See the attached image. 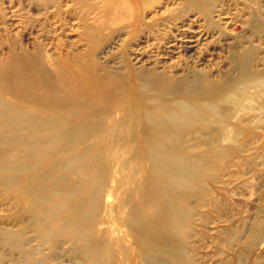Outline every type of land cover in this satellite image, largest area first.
Returning <instances> with one entry per match:
<instances>
[{"label":"bare ground","instance_id":"bare-ground-1","mask_svg":"<svg viewBox=\"0 0 264 264\" xmlns=\"http://www.w3.org/2000/svg\"><path fill=\"white\" fill-rule=\"evenodd\" d=\"M40 1L47 8L53 6L50 12L60 26L64 21L56 11L66 6L67 13H72L82 2ZM88 1L84 8L90 11L96 6ZM160 2L103 0L102 9L112 11L113 17L96 16L98 22H90L87 17L71 30L77 31L82 41L81 36L91 25L126 21L128 31L136 26L141 29L155 16L145 15L144 11ZM178 4L185 5V9L201 10L205 6L208 17L214 9L210 0H181ZM43 15L49 18L47 9ZM9 24L15 25V21ZM25 49L0 57V189L10 204H20L18 215L29 212L27 220L19 224L36 222L51 243L57 242L55 238L59 236L64 243H70V251L77 254L75 264H115L120 253L123 257L119 264H168L179 259L185 247L190 264H198L192 262L190 243L185 244L183 235L195 211L189 210L185 199L199 196L202 187L211 193L208 180H219L224 162L230 161L237 150L208 142L202 153L194 154L202 145L189 146L187 142L200 134L213 135L216 140L225 136L233 139L230 133L234 130L227 121L243 106L240 98L230 110L216 93L227 84L212 82L198 72L182 82L176 77L136 71L131 84L139 95L133 94L125 90V76L116 75L109 83L97 71L91 46L84 52L73 50L51 60L54 67H58V60L62 64L58 72L46 70L41 60L30 57ZM235 59L245 73L251 70V50H244ZM251 83L253 88H264V80ZM56 86L58 90L53 89ZM176 87L189 98L173 94ZM61 89L63 93H59ZM111 92L123 93L124 98L115 120L110 118L106 127L105 122L94 118V105L79 98L103 97ZM67 104H77L84 111L74 113ZM210 123H218L219 127ZM108 132L123 138V143L111 147L109 157L108 148L89 146L90 138L100 140L99 136ZM27 137L32 139L28 141ZM200 198L204 200L206 196ZM111 216H117L118 224L110 222ZM117 225L124 228L123 233ZM24 227L2 229L3 243L20 248L26 245ZM257 230L248 248L264 236V224ZM126 241L136 249L134 253ZM24 252L26 264H51L49 259H37L30 250ZM231 256H235L236 264H243L238 252ZM262 257L256 256L253 264H264Z\"/></svg>","mask_w":264,"mask_h":264},{"label":"rangeland","instance_id":"rangeland-1","mask_svg":"<svg viewBox=\"0 0 264 264\" xmlns=\"http://www.w3.org/2000/svg\"><path fill=\"white\" fill-rule=\"evenodd\" d=\"M90 1L96 6L90 11L84 8L89 5L88 0H82L72 13H67L66 6L63 11H56L64 21L60 26L54 13L50 12L53 6L47 8L43 1L1 0L0 57H8L25 47L27 54L41 60L46 70L58 72L62 64L58 60V67H54L51 60L73 50L84 52L86 47L91 46L97 71L109 83L116 75L125 76V90L133 94L137 92L138 95V90L131 84L136 71L181 80L198 72L212 82L226 83L224 90L216 92L219 96L217 99H223L230 110L238 97L243 103L236 116L227 121L234 130L230 133L234 138L225 136L216 140L213 135L196 134L198 136L190 141L191 144L189 141L187 143L189 146L202 145L194 150V154L202 153L208 146L204 144L208 142L223 147L234 146L237 152L230 161L224 162L219 180H208L211 193L202 187L199 196L190 195L185 199H188L189 210L195 211L190 225L184 226L183 235L185 244L190 243L192 262L197 261L198 264H225V261L236 264L235 256H231L235 252L240 254L243 264H253L258 255L263 256L264 260V236H260L253 247L248 248L251 237L258 235L257 226L264 224V88H253L254 84L251 83L264 80V0H210L214 9L211 8L209 17L204 14L207 11L205 6L201 10L185 9V5L180 7L178 4L181 0H161L155 7L144 11L145 15L155 16L150 17L141 29L136 26L128 31L124 26L126 21L110 26L91 25L86 35L81 36L82 41H79L77 31L71 30L74 25L85 22L87 17L90 22H98L96 16L98 19L113 17L112 11L102 9L103 0ZM46 9L49 18L43 15ZM14 21L15 25L10 26L9 23ZM16 30L20 31L19 34ZM246 49L253 54L252 68L248 74L239 62L236 64L235 59ZM239 86L241 89H237ZM53 89L59 88L56 86ZM59 93H63L62 89ZM173 94L189 98L177 87ZM65 96L67 94L62 97ZM123 98V93L111 92L103 97L82 96L79 99L83 103H92L96 110L94 118L105 122L103 126L107 127L110 118L115 120ZM67 105L74 113L84 111L77 104ZM105 112L103 118L97 117ZM210 124L219 127L218 123ZM99 137L100 140L90 138L89 146L93 145L94 148L97 144L108 148V157L113 145L123 143V138L116 132ZM31 139L27 137L28 141ZM23 149L29 150L30 147ZM201 196H206V199L202 200ZM19 206L17 203L14 206L10 204L7 195L0 189V256L3 255V264H26V250H30L37 259H49L51 264L77 263L74 262L76 252L70 251V243H64L60 236L55 238L57 242L51 243L36 222L19 224L29 216L27 211L22 216L18 215ZM110 222L118 224L117 216H111ZM20 225L25 226L23 241H26V245L20 248L4 244L2 229H17ZM117 227L123 233L124 228ZM126 243L134 253L136 249L129 241ZM184 250L179 259L174 258L176 261L172 263L167 261L168 264H190L186 247ZM122 257L120 253L118 258ZM120 259L115 260V264H119Z\"/></svg>","mask_w":264,"mask_h":264}]
</instances>
